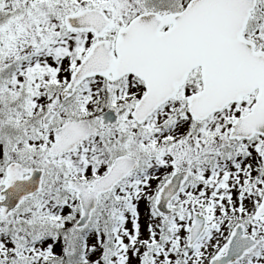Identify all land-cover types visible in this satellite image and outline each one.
Returning a JSON list of instances; mask_svg holds the SVG:
<instances>
[{
  "label": "snow or ice",
  "instance_id": "6c2138e0",
  "mask_svg": "<svg viewBox=\"0 0 264 264\" xmlns=\"http://www.w3.org/2000/svg\"><path fill=\"white\" fill-rule=\"evenodd\" d=\"M0 264H264V0H0Z\"/></svg>",
  "mask_w": 264,
  "mask_h": 264
}]
</instances>
